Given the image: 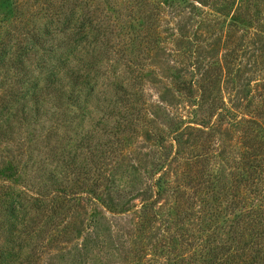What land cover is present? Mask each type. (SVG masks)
Instances as JSON below:
<instances>
[{
    "label": "rangeland",
    "instance_id": "374dc122",
    "mask_svg": "<svg viewBox=\"0 0 264 264\" xmlns=\"http://www.w3.org/2000/svg\"><path fill=\"white\" fill-rule=\"evenodd\" d=\"M3 98L0 264H264V0H0Z\"/></svg>",
    "mask_w": 264,
    "mask_h": 264
},
{
    "label": "trees",
    "instance_id": "16d2710c",
    "mask_svg": "<svg viewBox=\"0 0 264 264\" xmlns=\"http://www.w3.org/2000/svg\"><path fill=\"white\" fill-rule=\"evenodd\" d=\"M49 7V6H48ZM50 19L55 18L54 16H56V14L53 13V15H50ZM49 18V17H48ZM49 33L50 32H33L30 33L29 36L31 38L32 41L37 40L38 38H40L41 40L45 38V36L49 37ZM34 46H37V44H32ZM77 72V73H76ZM74 73V75L71 77L70 79V83L71 85H68V93L66 95V93H63L64 87L61 84H58L59 87L55 88V90L50 89L51 91V97L53 98L54 102L56 104H60V102L64 99V97H66L63 101V110L69 114V110L71 108H77L76 104H77V96L74 93V89L77 86V82L78 80H80L83 76H80L78 74V71L72 72ZM71 73V74H72ZM52 72L49 73L50 76H47L44 80V82H46L45 86H50L51 80H53L54 78H52L51 76ZM1 100V104L5 105V98L0 99ZM7 101V100H6ZM58 105L56 106V109H58ZM1 106V105H0ZM25 121V117H22L19 120V123L22 124V122ZM11 124H13L11 122ZM10 123H5L4 125H0V137H5L7 136L8 133H10V131L12 130L13 127H11ZM253 138L251 139L252 142ZM246 144H249V142H247ZM250 149V153H255L256 150H259L260 146L257 143H250V147H248ZM255 157V154L252 155V158ZM257 224L253 225V230L256 236L252 237L251 236V243L250 245H247L245 247H242L241 249V253H243L244 251H246L247 248H250L251 246L253 248L258 247L259 246V242L257 241L258 239H261V235H264V224H262L260 221H257ZM26 261V260H25ZM22 264H26V262L22 263Z\"/></svg>",
    "mask_w": 264,
    "mask_h": 264
}]
</instances>
